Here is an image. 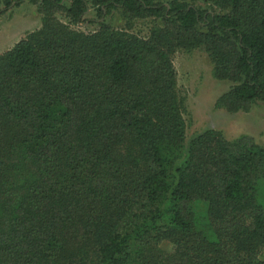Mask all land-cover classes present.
Segmentation results:
<instances>
[{
    "label": "trees",
    "instance_id": "1",
    "mask_svg": "<svg viewBox=\"0 0 264 264\" xmlns=\"http://www.w3.org/2000/svg\"><path fill=\"white\" fill-rule=\"evenodd\" d=\"M26 1L41 26L0 54V264H264V147L206 129L181 159L172 63L202 48L216 108L264 103V0Z\"/></svg>",
    "mask_w": 264,
    "mask_h": 264
},
{
    "label": "rangeland",
    "instance_id": "2",
    "mask_svg": "<svg viewBox=\"0 0 264 264\" xmlns=\"http://www.w3.org/2000/svg\"><path fill=\"white\" fill-rule=\"evenodd\" d=\"M196 4L203 7L207 5L201 1H197ZM207 7L210 6L207 5ZM0 8H2L1 4ZM211 9L220 10L214 6ZM55 16L71 28L84 32H91L98 27L97 21L73 24L69 22L63 12H57ZM86 17L97 19L91 7L86 13ZM104 20L114 28L125 29L139 36H146L149 28L157 24V21L148 17L133 18L128 22L115 11ZM41 22L42 13L37 5L26 0L1 13L0 54L10 49L28 33L38 29ZM172 63L176 71L178 93L184 99L185 138L181 159L185 158L189 141L206 129L220 131L226 140L246 135L264 147V103L255 101L250 104L247 110L233 112L216 108L215 101L228 90L231 83L226 80H217L212 76L211 61L202 48L177 49L172 56ZM258 188L257 201L264 208V179L258 181ZM165 246L168 247V245ZM260 256L264 259V248L261 249Z\"/></svg>",
    "mask_w": 264,
    "mask_h": 264
}]
</instances>
